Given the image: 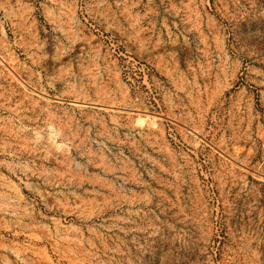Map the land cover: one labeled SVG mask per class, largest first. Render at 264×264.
<instances>
[{
	"label": "rangeland",
	"instance_id": "374dc122",
	"mask_svg": "<svg viewBox=\"0 0 264 264\" xmlns=\"http://www.w3.org/2000/svg\"><path fill=\"white\" fill-rule=\"evenodd\" d=\"M0 264H264V0H0Z\"/></svg>",
	"mask_w": 264,
	"mask_h": 264
}]
</instances>
